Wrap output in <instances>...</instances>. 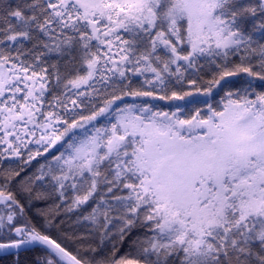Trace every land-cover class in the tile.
I'll use <instances>...</instances> for the list:
<instances>
[{
  "label": "snow or ice",
  "instance_id": "obj_1",
  "mask_svg": "<svg viewBox=\"0 0 264 264\" xmlns=\"http://www.w3.org/2000/svg\"><path fill=\"white\" fill-rule=\"evenodd\" d=\"M0 264H264V0H0Z\"/></svg>",
  "mask_w": 264,
  "mask_h": 264
}]
</instances>
